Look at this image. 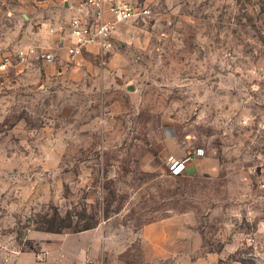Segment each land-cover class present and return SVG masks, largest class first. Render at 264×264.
I'll return each mask as SVG.
<instances>
[{
    "label": "rangeland",
    "instance_id": "obj_1",
    "mask_svg": "<svg viewBox=\"0 0 264 264\" xmlns=\"http://www.w3.org/2000/svg\"><path fill=\"white\" fill-rule=\"evenodd\" d=\"M132 1L112 48L0 71V264L32 231H97L91 264H264V0ZM41 2L0 9V57L66 19Z\"/></svg>",
    "mask_w": 264,
    "mask_h": 264
},
{
    "label": "crops",
    "instance_id": "obj_2",
    "mask_svg": "<svg viewBox=\"0 0 264 264\" xmlns=\"http://www.w3.org/2000/svg\"><path fill=\"white\" fill-rule=\"evenodd\" d=\"M27 1L28 0H0V9L3 8L4 4L7 5L5 13L8 15H11L16 8L34 11L36 6L31 3V0L29 3ZM53 1L54 0H42L40 5L48 14L52 15L54 12L57 14L63 13L66 19L61 20V22H55L52 25L47 23V21L43 22L38 34L40 36L45 35L47 40L42 42L43 45L38 44V46L42 49L54 51L57 55V60L55 62L57 64L62 63L63 59L68 62H77L80 57L78 56L76 60L70 61L65 46L66 43H68V21L73 15L78 13L77 3L79 0ZM13 2H18V5H13ZM48 27H54L56 32L50 34L48 30H46ZM27 44H31V42ZM95 47L98 48L96 44H91L87 49L90 50ZM61 49L64 50V56L60 53ZM31 59L36 58L30 56L26 60L16 64L25 63V61L27 62ZM42 64L49 65L43 61ZM140 234L143 239L150 242L155 257V220L143 225ZM100 247L101 235L97 233V231H92L87 234L78 232L74 235L68 233L53 234L32 231L25 237L23 243L14 254L10 264H78V261L82 259V262L84 258H87V260L92 263L99 256Z\"/></svg>",
    "mask_w": 264,
    "mask_h": 264
},
{
    "label": "built area",
    "instance_id": "obj_3",
    "mask_svg": "<svg viewBox=\"0 0 264 264\" xmlns=\"http://www.w3.org/2000/svg\"><path fill=\"white\" fill-rule=\"evenodd\" d=\"M21 1V0H13ZM78 13L68 21V43L65 49L70 61L76 60L82 51L91 44L99 49L108 50L114 44V32L118 22L125 21L137 15H148L150 10L146 4L140 6L132 0H79ZM48 32L54 34L56 29L48 27ZM33 56L46 64H54L57 55L54 51L40 48L31 43L15 49L12 53L0 57V71L9 69L13 64ZM200 151V149H198ZM171 175H180L187 165V159L169 158ZM81 264H91L88 260Z\"/></svg>",
    "mask_w": 264,
    "mask_h": 264
}]
</instances>
